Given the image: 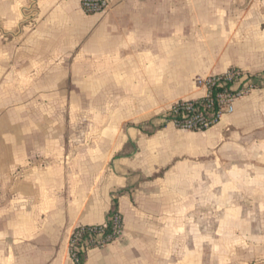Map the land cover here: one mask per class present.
<instances>
[{"label":"crops","instance_id":"crops-1","mask_svg":"<svg viewBox=\"0 0 264 264\" xmlns=\"http://www.w3.org/2000/svg\"><path fill=\"white\" fill-rule=\"evenodd\" d=\"M0 0V264H264V86L216 125L161 122L196 78L264 73V0Z\"/></svg>","mask_w":264,"mask_h":264},{"label":"built area","instance_id":"built-area-1","mask_svg":"<svg viewBox=\"0 0 264 264\" xmlns=\"http://www.w3.org/2000/svg\"><path fill=\"white\" fill-rule=\"evenodd\" d=\"M107 6L106 0H81V7L87 14L104 11ZM196 83L205 88V94L197 99L174 102L160 115L161 122L193 132L206 130L219 123L224 115L233 113L236 101L264 85V78L259 74L230 69L223 74L198 77ZM123 225V218L117 211L108 214L102 224L76 226L68 241L72 263L83 264L90 249L101 248L117 239L122 234Z\"/></svg>","mask_w":264,"mask_h":264},{"label":"trees","instance_id":"trees-1","mask_svg":"<svg viewBox=\"0 0 264 264\" xmlns=\"http://www.w3.org/2000/svg\"><path fill=\"white\" fill-rule=\"evenodd\" d=\"M115 212H117V210L114 208V209H112V210L110 211L109 214H114ZM109 227H110V223H109L108 226H107V229H108V230H109Z\"/></svg>","mask_w":264,"mask_h":264},{"label":"rangeland","instance_id":"rangeland-1","mask_svg":"<svg viewBox=\"0 0 264 264\" xmlns=\"http://www.w3.org/2000/svg\"><path fill=\"white\" fill-rule=\"evenodd\" d=\"M257 74H259L260 76H262L264 78V73H257ZM262 86H264V85H260L259 87H262Z\"/></svg>","mask_w":264,"mask_h":264}]
</instances>
